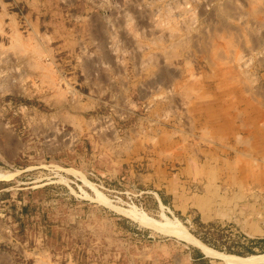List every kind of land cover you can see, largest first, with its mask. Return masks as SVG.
Listing matches in <instances>:
<instances>
[{
  "label": "rangeland",
  "instance_id": "rangeland-1",
  "mask_svg": "<svg viewBox=\"0 0 264 264\" xmlns=\"http://www.w3.org/2000/svg\"><path fill=\"white\" fill-rule=\"evenodd\" d=\"M244 188L263 220L264 0H0V264L264 255L202 215Z\"/></svg>",
  "mask_w": 264,
  "mask_h": 264
},
{
  "label": "crops",
  "instance_id": "crops-1",
  "mask_svg": "<svg viewBox=\"0 0 264 264\" xmlns=\"http://www.w3.org/2000/svg\"><path fill=\"white\" fill-rule=\"evenodd\" d=\"M244 189L245 191L244 193H242L241 196H239L240 194H237L236 198L232 199L234 201H230L231 203H229V206H236V209L238 208L237 211H235V208L229 209L226 211V214L222 213L221 217V209L219 207L220 205L212 201L210 208L205 209L202 215L211 216V221H233L235 224L241 225V228H243L244 233L249 238L258 241H264V219L262 218L263 220H260V218L263 217V213L256 204H251L250 202V198L255 197V195L253 193L250 194L251 191L249 188ZM255 217L258 218H256V220L252 222V218ZM242 218L244 220H242ZM260 222L263 223L261 224L262 226L259 224Z\"/></svg>",
  "mask_w": 264,
  "mask_h": 264
},
{
  "label": "bare ground",
  "instance_id": "bare-ground-1",
  "mask_svg": "<svg viewBox=\"0 0 264 264\" xmlns=\"http://www.w3.org/2000/svg\"><path fill=\"white\" fill-rule=\"evenodd\" d=\"M199 243V242H197ZM201 245V244H199ZM203 248H205L209 254H211L212 256H215L217 258H219L221 261H223L225 264H264V255H260V256H255V257H250L245 259H239V258H232V257H228L219 253H216L208 248H206L205 246L201 245Z\"/></svg>",
  "mask_w": 264,
  "mask_h": 264
}]
</instances>
